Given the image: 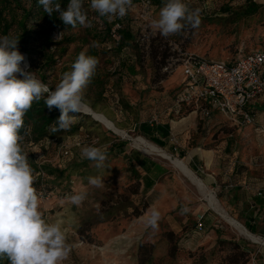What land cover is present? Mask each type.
<instances>
[{
  "label": "rangeland",
  "instance_id": "1",
  "mask_svg": "<svg viewBox=\"0 0 264 264\" xmlns=\"http://www.w3.org/2000/svg\"><path fill=\"white\" fill-rule=\"evenodd\" d=\"M56 2L66 10L69 0ZM184 2L202 10L201 24L165 38L152 27L164 0L158 4L133 0L124 18L111 21L92 11L90 0H84L91 26L75 28L65 25L58 12L45 13L38 0H0V36L23 33L22 22L34 31V38L19 51L27 70L51 89L82 50L99 60L85 90L86 104L93 113L76 114L70 130L57 137L36 141L32 127L22 134L36 174L34 187L42 194L40 210L48 222L62 224L68 243L74 246L64 264H141L144 244L148 246L144 252L152 247L148 264H232L233 241L248 237L217 212L206 196L211 190L230 215L221 203L224 179H264V101L253 124H238L218 110L203 116L192 104L178 108L184 75L177 64L181 52L230 60L264 48V4L258 2L259 10L245 16L251 0ZM121 30H129L133 38L123 41ZM96 114L122 132L106 127ZM144 123L171 125L164 145L155 144L184 160L206 185L205 190L169 160L135 146L139 136L151 141L144 135ZM121 141L126 144L120 146ZM87 145L107 152L104 168L82 159L81 148ZM144 156L162 170L145 171L140 164ZM97 175L104 179L103 188L88 184V177ZM78 191L88 193L80 206L68 200ZM153 205L161 213L155 230L146 229L140 220ZM183 206L190 212L181 215ZM205 214L212 220L199 230L197 222ZM213 220L222 228L211 224ZM224 228L230 230L227 238L220 230ZM244 260L236 264H247Z\"/></svg>",
  "mask_w": 264,
  "mask_h": 264
},
{
  "label": "clouds",
  "instance_id": "2",
  "mask_svg": "<svg viewBox=\"0 0 264 264\" xmlns=\"http://www.w3.org/2000/svg\"><path fill=\"white\" fill-rule=\"evenodd\" d=\"M38 4L49 16L58 12L65 25L91 26L84 0H69L66 10L56 0H38ZM89 7L111 21L124 18L133 7V0H90ZM201 11L191 9L184 0H164L152 27L165 38L185 27L196 29L201 24ZM19 38L12 34L0 36V257H6L9 264H64L74 246L68 243L62 224L48 222L40 210L42 194L34 187L36 174L24 150L21 129L33 103L43 99L49 109L60 110L50 131L70 130L75 115L87 110L85 90L99 60L82 50L53 90L35 72L27 70L25 56L18 49ZM81 157L102 169L107 152L87 145L81 148ZM88 184L103 188L104 179L90 176ZM87 195V191L74 192L68 200L80 206ZM189 212L187 206L180 209L181 215ZM160 218V211L153 205L140 220L146 229L155 230Z\"/></svg>",
  "mask_w": 264,
  "mask_h": 264
},
{
  "label": "built area",
  "instance_id": "3",
  "mask_svg": "<svg viewBox=\"0 0 264 264\" xmlns=\"http://www.w3.org/2000/svg\"><path fill=\"white\" fill-rule=\"evenodd\" d=\"M182 56L179 63L187 83L178 97L179 108L192 104L203 116L216 109L238 124L256 121V111L249 107L264 95V48L241 53L232 62ZM252 264L262 263L253 259Z\"/></svg>",
  "mask_w": 264,
  "mask_h": 264
},
{
  "label": "trees",
  "instance_id": "4",
  "mask_svg": "<svg viewBox=\"0 0 264 264\" xmlns=\"http://www.w3.org/2000/svg\"><path fill=\"white\" fill-rule=\"evenodd\" d=\"M155 3H159L161 0H153ZM152 3L151 1H149ZM251 5L250 7L247 8V10L244 12L245 16L252 15L256 13L259 8L261 7V4H259L255 0H251ZM20 26L23 27L24 31L23 33L17 35L19 38V43H18V49L25 48L24 44H27L29 40H31L34 34L33 30L26 29L25 27V22L20 23ZM121 34H123V41H127L131 38H133V34L128 30L127 32H123L121 30ZM180 47V46H179ZM181 48V47H180ZM263 49V48H262ZM181 50H185L184 48ZM258 50V49H257ZM254 51V50H252ZM252 51H247V52H252ZM246 53V52H244ZM182 54L185 55H191V56H197L201 57L207 60H228V61H234L236 60L237 57L233 59H213V58H206L202 55L194 54V53H188V52H182ZM177 65H180L177 64ZM44 78V76L42 77ZM187 83V80L184 78L183 79V89L185 88V85ZM180 105L178 104V108ZM215 111H217L215 109ZM219 111V110H218ZM222 113V112H221ZM213 114V111L211 112V115ZM60 116V110L58 108L53 107L52 109H49L47 105L45 104L44 100L42 99L39 102H34L32 108L26 113L24 117V128L21 129V135L24 134L28 128L32 127L33 132L35 133V140L39 141L46 136H51V137H57L62 131L57 132V133H52L50 131L51 125L58 120ZM146 125H143L146 131H144V135L153 141L154 143L163 146L164 141L166 138L170 137L171 133V125L169 123L165 124H156L155 126H151L149 123H144ZM161 135V136H160ZM126 144V141H121L119 143L120 146H124ZM139 154V153H138ZM140 164L143 166L144 170L147 171L148 173L151 172L153 167H156L160 170H162V166L157 164L155 161H152L148 157L144 156L142 159H140ZM153 179L151 180V182ZM152 183L148 184V187L151 186ZM206 214L200 219V221L197 222L196 227L201 223L202 226L201 228L198 227L199 230H204L206 227ZM224 242H228L227 240H224ZM229 243V242H228ZM234 245V252L229 255L231 258V263L236 264L241 261L243 257H246V260H244L245 263L249 264V252L243 248V244L240 241H233ZM148 248L147 245H141L140 248V263L141 264H148L151 262V254H152V247L150 246L151 249H149L147 252H144V249ZM150 253V254H149ZM9 261L7 260L6 257H0V264H8Z\"/></svg>",
  "mask_w": 264,
  "mask_h": 264
},
{
  "label": "crops",
  "instance_id": "5",
  "mask_svg": "<svg viewBox=\"0 0 264 264\" xmlns=\"http://www.w3.org/2000/svg\"><path fill=\"white\" fill-rule=\"evenodd\" d=\"M258 2L264 4V0ZM261 101H264V95L255 103H251L249 109L257 112L263 107L260 106ZM227 180L224 179V186L220 189L223 195L222 206L229 211L230 217L240 223L252 236L239 240L243 248L249 252V264H252L253 259L264 264V179L245 178L239 182ZM210 218L211 216L206 217V224L212 220ZM217 223V220L211 222L216 228H222V225L218 226ZM220 230L225 231L222 234L226 238L230 234L228 228Z\"/></svg>",
  "mask_w": 264,
  "mask_h": 264
},
{
  "label": "bare ground",
  "instance_id": "6",
  "mask_svg": "<svg viewBox=\"0 0 264 264\" xmlns=\"http://www.w3.org/2000/svg\"><path fill=\"white\" fill-rule=\"evenodd\" d=\"M86 112H91L93 113V111L87 106V110ZM96 116L101 119L102 123L108 127L109 129H115L117 132L121 133L122 131H119V129H117L112 122H110L107 118H105L103 115L101 114H96ZM124 136H127V134L125 132H123ZM132 145V144H131ZM135 146L137 148H139L141 151H143L146 154H157L162 156L163 158L169 160L171 162V164H173L174 167H176L184 176H186L187 178H189V180H191L193 183H195L196 185H198L202 190L206 189V185L203 183V181L192 171L191 168H189L186 163L184 162V160L179 159V158H175L172 155H170L168 152H166L164 149H162L161 147H159L158 145H156L155 143L147 140L146 138L139 136L138 138H136L135 140ZM209 190V189H208ZM208 196L207 199L210 203V205L215 208V210H217V212L219 211L220 214L229 222L231 223V225H234L241 234L243 235H247L250 236V234L248 233V231L237 221H235L232 217H230L229 214H227L221 207L220 204H218V201L215 197V194L209 190L207 192ZM252 237V236H250ZM264 240V239H263ZM264 242V241H263Z\"/></svg>",
  "mask_w": 264,
  "mask_h": 264
}]
</instances>
